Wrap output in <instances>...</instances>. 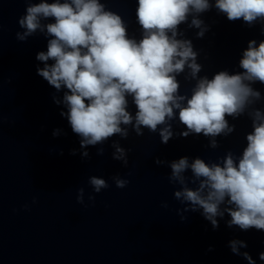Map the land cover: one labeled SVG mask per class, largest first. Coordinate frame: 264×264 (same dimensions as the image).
<instances>
[{"label": "clouds", "instance_id": "1", "mask_svg": "<svg viewBox=\"0 0 264 264\" xmlns=\"http://www.w3.org/2000/svg\"><path fill=\"white\" fill-rule=\"evenodd\" d=\"M209 8V0H138L136 17L143 36L137 42L128 38L122 18L105 10L99 0H41L27 4L26 15L19 20L26 31L18 38L24 40L38 28L46 29L52 37L47 51L37 54V59L45 62L37 73L57 90L62 86L68 90L64 96L68 121L72 131L82 138V147L103 143L116 134L127 136L121 125L133 122L127 110L128 96L137 109L134 127L138 135L142 134L141 127L155 132L158 125L174 116L175 108L179 109L180 123L188 130L184 136L195 133L216 137L234 130L226 117L239 116L253 100L260 99L261 93L252 85L264 84V41L258 46L254 40L249 42L239 62L242 72L220 71L211 79H200L186 106H181L180 101L186 98L177 96L179 84L174 74L183 71L187 63L195 76L200 66L195 63L191 42L175 38L177 28L189 15ZM215 8L229 21L243 20L249 25L264 21V0H215ZM41 18H52L54 22L42 26ZM201 24L197 18L191 22L196 28ZM198 35L202 36L203 31ZM50 60L53 63H47ZM252 126L238 159L229 153L223 166L209 165L199 158L190 166L200 179V187L185 189L183 195L203 209L214 227V218L223 215L219 206L227 199L230 226L264 231V113L259 109L253 112ZM171 135L168 127L160 132L163 143ZM211 146H217L215 140ZM117 152L114 158L122 159L124 150L117 148ZM188 167L187 158L173 162V176ZM90 183L97 192L107 187L103 179L96 177ZM127 183L116 180L118 188ZM238 243L246 246L232 241L234 253L238 252ZM244 255L249 264H255L247 253ZM260 259L264 261V253Z\"/></svg>", "mask_w": 264, "mask_h": 264}]
</instances>
